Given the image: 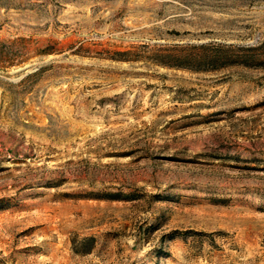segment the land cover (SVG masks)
<instances>
[{
    "label": "rangeland",
    "instance_id": "374dc122",
    "mask_svg": "<svg viewBox=\"0 0 264 264\" xmlns=\"http://www.w3.org/2000/svg\"><path fill=\"white\" fill-rule=\"evenodd\" d=\"M0 264H264V0H0Z\"/></svg>",
    "mask_w": 264,
    "mask_h": 264
}]
</instances>
